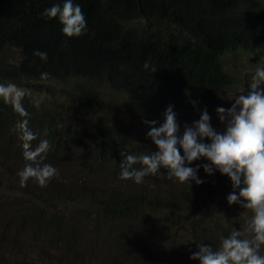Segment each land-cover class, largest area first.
I'll return each instance as SVG.
<instances>
[{
  "label": "trees",
  "instance_id": "obj_1",
  "mask_svg": "<svg viewBox=\"0 0 264 264\" xmlns=\"http://www.w3.org/2000/svg\"><path fill=\"white\" fill-rule=\"evenodd\" d=\"M64 2L0 0V87L25 80L63 83L72 105L69 112L35 108L20 99L8 101L0 90V139L8 144L12 126L21 136L18 126L26 124L36 137L28 142L30 149L47 140L50 148L45 156L54 164L69 159L72 149L80 146L79 128H92L98 121L89 131L98 146L94 155L97 161L111 159L113 174L121 180V152L157 151L147 136L150 128L145 133L136 130L139 141L132 142L125 129L128 126L99 121L97 112L132 121L155 120L159 126L171 105L177 123L184 127L182 123L187 120H199L197 108L214 109L222 104L234 81L226 63L229 55L264 52V4L260 0H72L81 7L87 28L83 35L70 39L63 35L58 18L44 15L47 9L57 4L62 7ZM9 49L18 50L20 58L9 60L5 55ZM36 51L46 52L47 59L35 56ZM146 61L155 72L144 69ZM102 89L106 97L99 95ZM217 122L220 131H225V125L219 119ZM165 171L161 169L158 174ZM205 174L209 195L213 196L210 200L228 210L227 198L234 191L230 178L218 171ZM147 191L105 192L92 218L110 223L128 218L135 236L146 227L145 218L139 216L143 204L170 206L181 212L180 204L194 199L188 190L165 198L163 190H158L152 199H148ZM212 204L206 212L212 210ZM55 222L44 225L47 233L60 231ZM207 229L198 228L194 233L203 232L197 238L200 243L216 248L213 241H206L210 236L204 232ZM133 242L136 249L129 256L134 264L141 259L144 264H179L171 255L151 262L156 257L152 252L155 245L146 239ZM118 253L116 264H124L125 252Z\"/></svg>",
  "mask_w": 264,
  "mask_h": 264
},
{
  "label": "rangeland",
  "instance_id": "obj_2",
  "mask_svg": "<svg viewBox=\"0 0 264 264\" xmlns=\"http://www.w3.org/2000/svg\"><path fill=\"white\" fill-rule=\"evenodd\" d=\"M260 2L264 4V0ZM5 55L11 61L20 58V52L16 49L7 50ZM226 63L234 81L218 107L230 108L229 100L237 93L244 89L246 92L250 91L247 83L257 64H264V52L241 51L229 55ZM65 89L66 85L63 83L39 84L26 80L0 87L3 97L8 101L20 99L35 108L69 112L72 105ZM99 95L106 97L107 94L102 89ZM205 109L207 108H197L199 117ZM216 109L207 111L211 116L212 126L220 131ZM96 119L116 123L121 128L128 126L125 129L130 133L132 142L139 141L136 130L145 133L149 129L143 121H132L121 116L109 117L103 112H97ZM195 121L198 119L193 122L187 120L182 124L191 126ZM95 123L92 128L90 126L91 129L98 126ZM90 128H79L80 146L76 145L72 149L69 159L57 164L51 163L45 156L47 151L38 157L41 166L48 164L56 169V175L44 185L38 179L30 178L26 186H21L18 173L31 162L25 160V141L13 126L8 135V144H3L0 139V264H116L118 252H125L124 264H134L129 255L136 249L133 246L135 239L137 243L146 239L155 245L152 252H155L156 257L151 262H159L171 255L169 257L173 258V262L177 261L179 264H200L198 260L191 259L199 249L198 237L203 234L194 233L198 228L208 227V232H204L207 236H212H208L206 241L210 239L217 248L221 239L230 235L234 228L243 230L247 227L252 216L250 211L244 210L239 204H227L229 208L226 210L218 201L210 200L213 196L209 195L210 189L203 169L204 164L210 163L206 159L186 165L194 169L199 167L198 177L203 180L200 185L195 181H190V185L170 180L167 170L162 175L157 173L145 177L141 184H136L133 180H118L113 174L114 164L111 159L97 161L94 154L98 146L89 137ZM180 129L182 135L184 127ZM28 150H32L30 145ZM120 189L125 192L149 190L148 199H152L153 192L158 190H163L164 198L190 191L194 199L181 203V212L170 206L163 208L143 204L139 216L145 218L146 227L139 234L137 232L135 238L133 222L128 218L121 219L119 223L96 221L92 218L104 193ZM93 191H96L94 198L91 194ZM210 203H214L212 210L206 212ZM12 216L16 219H11ZM51 220L60 225V231L47 233L48 228L44 225ZM259 254L264 256V246H261ZM121 260L120 258L119 263ZM139 262L138 264H144L145 260L141 259Z\"/></svg>",
  "mask_w": 264,
  "mask_h": 264
},
{
  "label": "clouds",
  "instance_id": "obj_3",
  "mask_svg": "<svg viewBox=\"0 0 264 264\" xmlns=\"http://www.w3.org/2000/svg\"><path fill=\"white\" fill-rule=\"evenodd\" d=\"M44 15L50 19L58 18L63 35L69 39L83 35L87 28L81 7L74 5L72 0H65L62 7L52 6ZM34 55L42 61L47 59V53L43 51H36ZM143 67L156 71L148 61ZM42 75L47 76L46 73ZM247 85L250 91L244 89L237 93L229 100L230 108L216 109L225 131H217L212 126L211 116L205 109L198 121L184 126L181 135L176 113L170 105L159 126L155 120L144 121L150 128L147 136L157 151L120 153L124 159L120 163L119 179L133 180L136 184L165 169L170 180L188 184L195 181L200 185L203 180L198 177L199 167L194 169L186 165L202 158L210 162L203 165L205 173L211 176L218 171L230 178L234 191L227 198L229 205L239 204L252 213L251 219L243 230L234 228L230 235L222 238L217 248L200 243L198 251L191 256L200 264H264V256L259 254L264 246V64H257ZM18 127L21 139L25 141L24 158L31 162L18 173L21 186H26L30 178H36L44 185L56 175L53 166H41L38 162V157L50 148V144L43 140L35 150H28V142L36 137L26 124Z\"/></svg>",
  "mask_w": 264,
  "mask_h": 264
}]
</instances>
